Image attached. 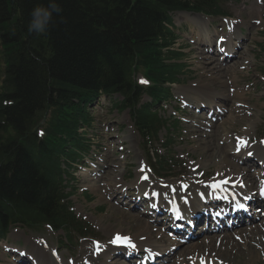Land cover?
<instances>
[{
  "label": "trees",
  "instance_id": "trees-1",
  "mask_svg": "<svg viewBox=\"0 0 264 264\" xmlns=\"http://www.w3.org/2000/svg\"><path fill=\"white\" fill-rule=\"evenodd\" d=\"M56 2L62 12L38 36L27 30L30 13L48 0H0V228L6 220L54 221L53 155L65 138L76 137L75 101L87 105L99 91L137 98L139 88L125 91L131 65L142 66L156 83L170 74L162 63L161 16L191 8V0ZM50 111L49 148L35 130Z\"/></svg>",
  "mask_w": 264,
  "mask_h": 264
},
{
  "label": "rangeland",
  "instance_id": "rangeland-1",
  "mask_svg": "<svg viewBox=\"0 0 264 264\" xmlns=\"http://www.w3.org/2000/svg\"><path fill=\"white\" fill-rule=\"evenodd\" d=\"M223 2L228 12L232 13L234 17H238L246 6H247V10L244 12V16L246 18L248 17L252 19L258 16V10L255 4V0H223ZM216 30H218V28H216ZM193 32H194L193 26L191 24H187V25H182V31L180 32V34L182 37L183 36L190 37V35ZM249 32L252 34V38L248 37L245 47V53L242 55V58L237 61L240 63V66L237 69L236 73L228 78L226 77L227 75L223 77L216 76L214 77L213 80L214 82L213 84H217L216 86L217 88H223L229 85L227 83L232 77L234 81L232 86H235V84L238 83L237 86H240L242 89L245 90L244 96L242 98H238V97L235 98L234 102L236 103L242 102L243 105L248 106L249 108L244 107V109H246L247 111H244L245 114L239 115L237 111L232 112V107L234 104L230 106V112L228 113V115H226L225 118V120L227 119L228 121L226 120L227 122L224 124L223 127L224 130L221 132L222 136L217 141V144H213L214 146L207 147L210 149L208 154L214 155L210 159H205L204 154L201 152V150L203 149L198 148V146L195 143V139L193 138L194 140L193 142L191 140V136L187 133V128L181 125V127L176 131L175 134L176 138L173 139L175 142V146L171 147V150L172 152H175V154L177 155L176 160L179 162V164L185 162L186 168L183 166L181 169H174L176 171L171 170L169 171V174L174 175L179 170H181L183 173L186 172L190 174L191 169H193L194 167H200V169L205 171L206 173L208 172V174H212L214 171L216 172L217 170L221 169L222 166L226 165L224 163L227 161V160L224 161L222 157L215 156L216 155L215 150L218 145L220 147L223 146L225 147L226 145V148L228 147V149L232 152L234 137L237 135L238 136L249 135L250 137L256 136L257 138H264V73L262 71L264 66V37L262 35L259 36L254 30L251 32V30L249 29ZM183 38H181L178 41L177 47L180 48L183 52L189 54V56H186L185 59L183 60L184 62L187 61L189 65H192L190 71H192L193 74L191 76H188L184 84L178 85V87L184 89L185 87L193 83L196 84L200 83V81L202 80H204L205 83L207 81H212L213 77L211 76L204 77V75L202 74L203 71L199 68V65L196 63V60L193 56V52L191 50L192 46L189 45V42L184 43L185 39ZM241 78H244L246 82L243 83ZM91 114L95 116L96 122L94 127L91 129L93 131V134L88 133L89 138H92V136L94 138V135L96 133H100L98 137L102 138L101 142L103 144L109 143V137H111L112 139L116 140L115 146L119 148V146L121 145L120 142L121 139L123 137H126L125 140L129 143L127 148L133 147L130 151L132 152V155L124 160L122 159V155L119 153V151L116 150L117 163L115 162L114 164L115 167H118V169L115 168L113 170L114 171L113 176L110 177L112 179H119L120 176L126 172L127 174H132L133 176H135V180H136L137 178L136 174L140 164L144 162V159L145 160L148 159L149 155L146 149L144 148L143 142L140 139L139 135L133 129L129 114L127 112L120 114L117 112L112 113L111 111H107V110H104L103 112H98L96 110H93L91 111ZM161 115L164 116L165 118H169V115H171V113L166 111V113H162ZM239 116H243V117L239 118ZM234 118H236V120H234ZM102 124L104 125L101 128ZM122 126L124 127V129H122ZM165 132L166 131L161 132L162 136H165ZM127 152H129L128 149L126 150V153ZM126 153L123 155V157L127 156ZM180 157H183L184 161H182ZM206 157L208 158L207 155ZM227 158L230 161V158L229 157ZM119 162L120 164L122 163L124 164L123 167L120 168ZM132 180H134V178H132ZM97 206H99L97 204V201H95L91 205L84 203L83 208L86 210V212H77V213H79V215L82 216L83 218L87 219L88 222L93 225L94 229L100 233L101 235L100 241H106L111 237V234L109 237H107L106 236L107 232L98 228L99 224L95 223L89 218V216H91L92 213H94V217L96 216L103 217L102 219L105 221L106 224L109 223L115 224L117 222L120 228L122 227H124L123 229L128 228V225L126 223L129 224V221H124L122 217L119 218V215H117L115 218H112V216L106 218V216L95 212L96 211L95 208ZM132 224L133 222L131 223V225ZM132 233H133V229H132ZM254 235H252V237ZM208 249L210 248L203 249L200 252L202 253L207 252L208 254L209 253ZM224 259L229 264H234L233 261L239 262L241 264H247V259L245 260V258L240 259L236 257L231 260L226 258ZM253 264H264V256L261 255L257 261L256 260L253 261Z\"/></svg>",
  "mask_w": 264,
  "mask_h": 264
},
{
  "label": "bare ground",
  "instance_id": "bare-ground-1",
  "mask_svg": "<svg viewBox=\"0 0 264 264\" xmlns=\"http://www.w3.org/2000/svg\"><path fill=\"white\" fill-rule=\"evenodd\" d=\"M189 16H191L190 19L192 21H194V23L196 24V26L198 28L197 30H200V33H198V36L202 38L203 36H202L201 32H204L206 30V25H205L206 19L203 17H200V16H195V15H189ZM196 49L198 52H200L199 56L197 57V59L199 60L198 63L200 64V67L203 69V71L205 73H208L209 76L214 78V77L219 76L221 74L225 75V74H232L235 72V67L237 66L236 63L231 65V66H228L224 69L218 65L216 67H212L213 62L207 60V58L205 57V55L203 54L201 49H199V48H196ZM214 65H215V63H214ZM194 88H196V89H194ZM206 88H208V86L206 84L204 85L201 83L199 85L190 87L189 88L190 90H187L188 94L190 95L189 99L195 98L196 101H209V103H213L212 96L214 94L212 92L206 90ZM222 97L224 99L228 98L227 96H224V95ZM201 124H202V126L206 127L204 122H201ZM222 128H223L222 126L218 127L217 125H215V127L213 129V135H214L215 140L219 136V131ZM209 151H210V149L207 148V149H205V151L202 152L205 156V159H210L214 156V155H209L208 154ZM242 151L245 154L252 152V153H256V154L260 153L261 156L264 155V150H262L258 147L248 148L247 146H244ZM215 154H216L215 156L222 157V158L224 157V161H226L227 156L230 155L227 148L223 149V148H219V147H216ZM206 155L208 156V158L206 157ZM226 164H229L232 166V163L230 161H227ZM232 168H234V167L232 166ZM238 170L239 169H236V172ZM219 172L222 173V170H220ZM250 176L251 175H249V177ZM225 179L229 180L228 177H225ZM202 185L203 184H197L198 189L201 190ZM102 201H103L102 198H100L99 202H102ZM259 223L261 226H264V222L262 220ZM121 229H123V228H121ZM258 230L259 229H256V231H258ZM241 232L242 231L239 232V235ZM254 233H255V231H254ZM141 237H144V235ZM221 238H222V240H221L222 245H219V246H217V241L212 242V244H214V245L208 244V245L202 246L203 248H201L200 242L196 245L198 246L200 244V247L198 248V250L210 248L212 251L217 250V249H218V251H220L221 248H224L223 253L226 255H229V256H227V259H230V260L239 256V257H245V258L253 261V260L257 259L261 255V253L264 252V244L260 248L253 247L251 244V238L249 239L248 237H245V239L242 238L245 242L240 241V240L236 241L233 239V237L231 235L221 236ZM221 238H219V239H221ZM261 239H264V237H262L261 234H256L254 237V240L257 242H260ZM143 240H144V242L146 241L145 239H143ZM38 253L42 254L43 252L41 250H38ZM224 254L220 253V257L224 258L225 257ZM42 258L45 260L46 263L49 261V259L46 256H43ZM182 258H183L182 263H185V262H187L188 264H194L195 263L194 259H187L186 256H182Z\"/></svg>",
  "mask_w": 264,
  "mask_h": 264
},
{
  "label": "clouds",
  "instance_id": "clouds-1",
  "mask_svg": "<svg viewBox=\"0 0 264 264\" xmlns=\"http://www.w3.org/2000/svg\"><path fill=\"white\" fill-rule=\"evenodd\" d=\"M62 12L61 6L56 0H48L47 5H39L32 9L28 22V32L36 35L46 34L53 22V16Z\"/></svg>",
  "mask_w": 264,
  "mask_h": 264
},
{
  "label": "snow or ice",
  "instance_id": "snow-or-ice-1",
  "mask_svg": "<svg viewBox=\"0 0 264 264\" xmlns=\"http://www.w3.org/2000/svg\"><path fill=\"white\" fill-rule=\"evenodd\" d=\"M41 134H42V133H41ZM238 142L241 143V144H244V145L246 146V142H245V141L240 140V141H238ZM222 183H227V182L224 181V182H222ZM212 187H213V188H219V187H220V184H214V185H212ZM173 191H175V190H173ZM262 194H264V190H262ZM157 195H159V194H157ZM238 207H243V205H238ZM111 242H112V243H116V244H126V245H128V246L134 247V245L131 244L129 238H127V237H121V236H119V235H117V236L114 238V240L111 241ZM97 250H99V244H98V242H97Z\"/></svg>",
  "mask_w": 264,
  "mask_h": 264
}]
</instances>
